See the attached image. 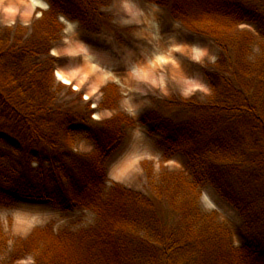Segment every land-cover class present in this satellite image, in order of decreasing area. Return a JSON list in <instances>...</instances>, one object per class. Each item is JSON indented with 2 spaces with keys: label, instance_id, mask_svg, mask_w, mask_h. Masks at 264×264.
<instances>
[{
  "label": "trees",
  "instance_id": "1",
  "mask_svg": "<svg viewBox=\"0 0 264 264\" xmlns=\"http://www.w3.org/2000/svg\"><path fill=\"white\" fill-rule=\"evenodd\" d=\"M47 1L39 28L8 26L0 35V205L49 201L64 211L92 210L99 220L77 232L36 229L0 250V264H19L32 252L34 264H190L197 244L212 237L191 195L203 183L238 210L250 232L239 249L222 243L213 257L205 249L209 264H264V54L252 57L251 34L239 29L264 22V0H148L220 50L204 71L208 100L165 99L163 111L139 120L160 135L166 161L182 153L193 171L191 180L163 172L153 194L107 185V160L133 118L95 120L83 98L79 106L59 104L68 87L58 82L60 59L51 54L64 30L60 17L98 32L110 0ZM75 138L94 150L78 153L69 144Z\"/></svg>",
  "mask_w": 264,
  "mask_h": 264
},
{
  "label": "rangeland",
  "instance_id": "2",
  "mask_svg": "<svg viewBox=\"0 0 264 264\" xmlns=\"http://www.w3.org/2000/svg\"><path fill=\"white\" fill-rule=\"evenodd\" d=\"M39 1L44 8H33L34 0H0V35L8 26L39 28L43 14L50 6L47 0ZM103 10L107 19L98 32L83 29L79 22L60 17L64 30L51 51L53 56L60 59L56 70L57 80L64 83L63 78L70 75L76 77V81L84 82L82 80L89 77L87 84L79 85L83 88H77L74 83L67 84L69 86L60 95V105L79 106L81 99H84L83 93L92 92L93 99L100 98L96 110L113 106L112 99L116 106L118 93L122 91L119 105L122 97H132V105L137 104V110L133 111L137 120L133 119L140 123L145 113L154 109L163 111L165 99L208 100L212 90L204 71L214 67L220 53L212 40L186 29L180 21L171 17L166 7L148 0H110ZM239 29L251 34L252 57L262 56L264 22L243 23ZM111 79L120 84L110 83L97 88ZM88 86L91 88L87 90ZM116 110L117 114L128 115L121 111L120 106ZM142 128L146 140L137 141L133 137L135 127H129L123 144L108 158L107 185L118 182L128 188L153 194L152 181L159 179L165 171L184 175L191 180L193 171L187 157L177 153L166 161L165 144L160 135L151 134L146 125H142ZM83 140L87 139L75 138L69 144L78 153H91L94 148L88 153L78 151ZM143 154L148 158L142 161L140 168L124 170V167H117L116 162H129ZM117 171L124 179L114 181L108 177L109 173ZM191 195L204 215L205 224L211 222L212 237L201 245L197 244L198 251L190 264H209V259L203 253L205 249L217 255L222 243L239 249L249 242L250 232L243 217L220 196L212 184H201L198 191H192ZM163 209L169 211V206L164 203ZM98 220V214L92 210L78 208L64 211L49 201L23 199L14 205H0V228L3 231H0V250L6 246L12 249L16 241L27 238L36 229L48 227L54 233L65 229L77 232L96 226ZM35 260L36 254L32 252L18 263L34 264Z\"/></svg>",
  "mask_w": 264,
  "mask_h": 264
},
{
  "label": "crops",
  "instance_id": "3",
  "mask_svg": "<svg viewBox=\"0 0 264 264\" xmlns=\"http://www.w3.org/2000/svg\"><path fill=\"white\" fill-rule=\"evenodd\" d=\"M40 2V1H39ZM34 5H33V8H44L43 6L44 5H42L41 4V2L39 3V4H41V5H39L38 3H33ZM75 78L76 77H72V76H70V75H66L64 78H63V82L64 83H66V81H65V79L66 80H68L67 82L68 83H66V84H76V87L77 88H83L84 86H82V85H85V83L84 82H86V84H87V81H88V79H89V77H86L85 79H83L82 81H84V82H80V81H76L75 80ZM110 83H113V84H116V85H119L118 84V82L117 81H115L114 79H111V80H109V81H104V83L102 82L101 83V85H98V89H101V87H104L105 85H108V84H110ZM80 84H82L81 86H79ZM97 84V83H96ZM94 85V84H93ZM93 85H92V87H93ZM91 87H87V90L88 89H90ZM120 89L118 88V91H119ZM121 94H123V92L122 91H119V93H118V104L116 103V106H106V107H104V108H102V107H99V109L98 110H96L95 111V119L96 120H103V119H109V118H111L114 114H117V110H116V107L118 106H120V108H121V111H124V112H126L129 116H131L132 118H134V119H136V117L135 116H137L133 111H135V110H137L136 109V107H137V104H134V105H132L133 103H134V100H133V98L132 97H129V98H123L122 97V102L120 103V105H119V101H120V99H121ZM83 95H84V99H85V101L86 102H90L91 104H92V106H93V108H95V109H97L98 108V106L100 105L99 103H100V98H95V99H93V93L92 92H86V93H83ZM125 102V103H124ZM113 105H115V103L113 104ZM137 120V119H136ZM130 127H135V134L133 135V137L134 138H136V140L137 141H143V140H146V134H145V131H144V129L142 128V125L140 124V123H138V122H136L134 125H132V126H130ZM138 129V130H137ZM128 130H129V127L126 129V132H125V136L127 135V133H128ZM124 139H125V137H124ZM123 144V143H122ZM93 148H94V145L91 143V142H89V141H87V140H83V141H81L80 142V145H79V147H78V151H80V152H82V153H88V152H91L92 150H93ZM120 148V147H119ZM77 150V149H76ZM113 154V153H112ZM111 154V155H112ZM111 157V156H110ZM153 157V156H152ZM113 158V157H112ZM146 158H148V156L147 155H138L137 157H134V159L132 158V160H129V162H127V161H124V160H122V161H118V162H116V164H117V167L118 168H120V167H124V168H122V169H124V170H127V169H129L130 170V167H132V168H140V164L142 163V161H144ZM125 160L127 159V158H124ZM109 161H111V159L109 160ZM108 161V162H109ZM108 177H110L112 180H114V181H118V180H122V179H124V176L122 175V174H120V172H115V173H109L108 174Z\"/></svg>",
  "mask_w": 264,
  "mask_h": 264
},
{
  "label": "bare ground",
  "instance_id": "4",
  "mask_svg": "<svg viewBox=\"0 0 264 264\" xmlns=\"http://www.w3.org/2000/svg\"><path fill=\"white\" fill-rule=\"evenodd\" d=\"M34 2H35V3H38V4L40 3L39 0H34ZM39 5H41V4H39ZM59 76L61 77V75H59ZM65 81H66V83H68V82H67L68 80L65 79Z\"/></svg>",
  "mask_w": 264,
  "mask_h": 264
}]
</instances>
